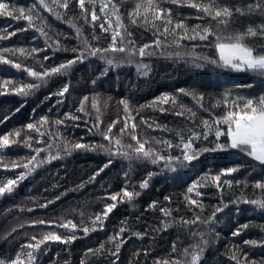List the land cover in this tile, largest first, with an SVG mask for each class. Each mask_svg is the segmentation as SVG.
Returning <instances> with one entry per match:
<instances>
[{"label":"trees","instance_id":"obj_1","mask_svg":"<svg viewBox=\"0 0 264 264\" xmlns=\"http://www.w3.org/2000/svg\"><path fill=\"white\" fill-rule=\"evenodd\" d=\"M6 2L17 7H29L34 0H6ZM113 2L119 5L123 23L132 33L131 38L135 40L137 47L152 44L159 35L161 46L153 45L147 50L154 53L153 55L136 56L132 64L111 69L107 76L97 81L96 85L91 81L99 76L106 65L97 58H90L83 63L73 65L64 75L48 78L44 86L33 90L27 97L15 94L12 91L13 86L19 87L21 84L39 83V81L23 70H17L8 64H0V121H2L0 136L21 130L17 144L0 149V159L8 165V167L0 166V182L15 179L25 171L22 167L12 168L11 162H26L27 158L35 155L36 148L46 149L39 158L47 157L49 151L53 155L59 151L62 157L36 169L19 182L12 194L0 197V256H14L15 252L20 250V246L28 243L33 235L39 238L49 231H57L61 234L68 232L67 229L49 224L33 225L32 221H55L58 225L63 221L72 220L80 226L75 230L78 239L70 245L50 242L46 252L40 255L38 264H66V262L81 264L82 260L85 264H113V262L154 264L156 260H170L175 257L183 259L182 250L200 242L199 236L190 237L189 231L203 232L204 239L208 240L200 264H237V261L231 258L233 255L244 264L245 254L247 261L264 264V246L244 243L246 240L264 241V210L243 203L244 200H256L264 195V190L252 186L257 180L264 181V166L238 150L204 152L198 160L187 167H178L176 172L167 170L161 172L164 167L163 161L152 164L145 160L132 161L129 172V161L121 156H110L103 150H75L71 155L65 154V143L69 148L75 143L108 144L103 140L100 132L93 128L97 123V113L91 106L93 97H97L100 101L102 130H106L109 124L119 119L120 122L113 129V135L119 137V130L124 126L126 116L123 105L119 102L127 99L131 116L135 118L134 122L138 126L136 129L138 137L141 140H149L150 146L161 151L162 154L179 156L181 148L168 149L163 145H157L155 140H169L175 146L179 144L178 132L185 137L190 134L189 130L203 132L201 121L208 120L212 123L213 120L219 119L232 107V101L237 97L253 98L264 94V77L255 73L236 72L207 63L202 68L193 66L196 57H211L218 60L214 36L209 37L207 41L198 38L179 39L183 35L180 29H177L175 34L170 32L167 36L160 35L163 27L160 22H157V27H153L150 22L151 17L147 23L142 18L137 24L130 23L128 13L133 10L138 0H113ZM160 2L163 8L171 9L173 25H170V28L179 22L181 17L185 18V23L188 25L203 26L206 23L205 20L197 19L202 13L187 6L186 3L172 4L170 0H160ZM219 2L230 5L247 4L250 0H219ZM99 3L100 0H97L96 10L101 20L95 25L90 22V17L88 22L85 21L75 0L69 10L58 9L63 19H57L55 15L41 10V15L46 20L44 27L48 33L47 39L33 29L18 31L27 27V22L23 19L15 20L12 17L0 16V34H4L5 29L17 33L9 39H0V49L24 48L29 52L32 48L40 49L41 51L31 53L30 56L19 52L5 53V55L25 67L43 71L45 68L50 69L74 59L79 52H73L71 49L81 48L82 38H87L94 47L107 48L111 43V32H103L99 27L100 23L107 24L103 19L104 14L99 12ZM88 7L91 9L92 5ZM112 19L115 23V18ZM249 22L260 23L261 19L259 16L242 17L224 29L222 34L226 36L236 30H243ZM73 23L82 29V37H77L76 29L71 26ZM213 29L220 31L216 29L215 24ZM94 36L98 39H93ZM57 40L59 45L56 44ZM251 42L249 38V43ZM58 47L68 50L57 51ZM45 56L49 59L45 60ZM196 62L202 61L196 60ZM136 64H147L151 71L147 76H143L138 73ZM5 80L12 82L6 89L2 87ZM65 84L70 86L68 93L63 97L53 95ZM181 88L195 92L197 96L202 94L203 101L198 103L192 95L179 93L178 89ZM166 93L175 95L178 103L157 102L152 107H141L157 101L158 97ZM226 93H228L227 105L224 103ZM85 96L90 99L84 104L85 112H80L78 111L81 107L80 102ZM46 97L49 98L45 99ZM180 104L184 105L183 109ZM212 104H216V108L213 109ZM188 109L195 113V117L190 116ZM180 111H184L185 114L183 116L175 114ZM69 114L80 119H70ZM45 116L48 117V122L41 124V117ZM5 117L8 119H4ZM57 120H63L64 123L56 124ZM142 120L162 127L150 129L142 123ZM29 123L36 124L40 131L27 129L26 125ZM220 127L225 131L227 129V125L221 124ZM29 136L32 138L31 148L26 147L24 143ZM216 142L214 125L208 139L201 137L195 142V147L212 148ZM218 142L226 144L227 137H220ZM129 143L135 145L126 134L123 136V144ZM49 144L52 145L50 150L47 149ZM109 159L113 163L90 182L94 173L103 168ZM237 165H242L239 171L221 177L220 188L211 184L210 177L219 174L222 169ZM125 172H129V176L126 177ZM149 172L161 174L152 178L147 189L141 190L139 184L147 178ZM205 174L209 176V186L198 188L202 195L197 196L195 192L188 194L192 199L202 203L203 210H201L195 205L187 204L184 195L188 186ZM224 180L233 181L231 190L228 185L223 184ZM237 180L246 181L248 187H244L243 184L236 185ZM125 187L129 191L140 192V196L133 202L125 200L117 203V207L104 221L103 228L98 227L96 231H90L85 235L82 227L84 225L91 227V218L101 213L106 204L113 203L108 197L121 193ZM166 196L172 198L170 204L164 200ZM49 201L54 202L49 203ZM153 201H156L158 206L149 208ZM225 204L228 207L224 208L223 212L217 213V223L212 225L219 233V238L215 233L209 234V226L201 223L189 227H171L166 231H154L162 228V221H179L181 217L192 220L196 215H199L201 220H206L216 207H223ZM165 206L172 210L171 217H165L159 211L160 207ZM243 224H249L250 227L240 235L233 236L232 232ZM122 227L127 229L122 234L126 243L121 247L117 259V256L112 255L115 244L109 241V237L114 236ZM13 228L16 229L15 232H12ZM136 232L147 234L141 239L134 235ZM9 233L11 235H8ZM174 241L177 242L176 252L172 251ZM101 243L105 244V248L98 254L86 255L89 248L97 249ZM137 253L139 255H136Z\"/></svg>","mask_w":264,"mask_h":264},{"label":"snow or ice","instance_id":"obj_2","mask_svg":"<svg viewBox=\"0 0 264 264\" xmlns=\"http://www.w3.org/2000/svg\"><path fill=\"white\" fill-rule=\"evenodd\" d=\"M172 4L176 3H186L187 6L197 9L202 15L198 16L197 19L205 20L206 23L201 26L198 24L188 25L185 23V18L181 17L179 22L175 23L171 28L170 25H173V19L171 15V9H165L161 6L160 0H138V2L133 7V10L128 13L130 18V23L137 24L138 21L142 18L146 23L149 22V17H151V24L153 27H157V22H160L163 27V32L160 35L167 36L170 32L172 34L176 33L177 29L182 30L183 35L179 39H199L202 41L209 40V37H215L214 47L218 52V60L211 57H196L193 61V66L196 68H202L207 64H213L217 67L231 69L236 72H252L258 76L264 77V0H250L247 4H222L219 0H170ZM73 0H34V2L29 7H17L15 5L6 2V0H0V16L12 17L15 20L23 19L27 22V27L23 29H18V31H27L33 29L40 34V36L48 38V33L45 31V18L41 15V10L47 13L55 15L57 19H63V15L58 9L69 10L72 5ZM97 0H75V4L81 10L84 19L88 22L90 17V22L95 25V23L101 20V16L97 14L96 10ZM88 5H92L89 9ZM99 12L103 13V19L107 22L100 23L99 27L103 32H111V43L107 48L94 47L92 43L87 38H82L81 43L82 47L77 49L73 48L71 51L79 52L74 59L68 60L64 63H61L50 69L45 68L43 71H35L31 67H25L20 63H16L11 59H8L5 53H17L19 52L22 55L30 56L31 53L41 51L37 48H32L29 52L24 48L19 49H0V64H8L17 70H23L27 72L30 77L36 78L39 83L31 84H21L19 87L13 86L12 91L20 96L27 97L32 94L33 90L39 89L47 83V79L55 75H64L66 74L73 65L78 63H83L90 58H97L104 62L106 65L103 70L100 72L99 76L91 81L93 85H96L97 81L108 75V72L111 69L120 68L125 64H132L134 62L133 58L136 56L144 57L146 55H153L154 53L147 51L153 45L160 47L162 41L160 40L159 35L156 36V39L152 44H143L142 46L137 47L136 42L132 39V33L127 30V26L123 23L122 16L119 12V5L113 2V0H100L99 3ZM259 16L261 19L260 23L249 22L243 30H236L234 33L229 35H223L222 31L226 29L229 25L234 24L237 20L242 17H253ZM115 18V23L113 19ZM69 23H71L69 21ZM213 24H215L216 29L220 30L214 31ZM73 28L76 29L77 37H82V29L77 27L74 23L71 24ZM159 31V29H158ZM191 33V34H190ZM16 31L8 32L4 30V34H0V39H9L12 36H15ZM249 38H251V43H249ZM93 39H98L93 37ZM178 43V41H177ZM56 44L59 45V41H56ZM68 49L57 48V51ZM112 54L111 56L109 54ZM121 54V55H117ZM179 55V53H177ZM45 60L49 57L45 56ZM196 60L202 62L197 63ZM137 71L143 76H147L151 71V68L147 64H136ZM11 81H3L2 87L5 89ZM69 84H65L57 93L53 95H58L63 97L66 93L69 92ZM251 87V85H248ZM179 93L184 95H192L194 99H197L198 103L203 101V95L197 96L195 92H190L186 89H178ZM228 93L225 94L224 103L228 104L227 99ZM46 97L45 99H48ZM90 98L85 96L81 100V107L78 109L80 112H85L84 104ZM157 102L160 103H172L177 104V97L173 94H163L161 97L157 98V101H153L151 104L141 107H152L155 106ZM120 104L123 105L125 111L124 126L119 130V137L113 135V129L120 122L119 119L113 121L108 125L106 130H102L101 126L103 120L100 119V101L97 97L92 98V108L97 113V123L93 125V128L97 129L100 132L104 141H107L108 144H84V143H75L71 145V148L68 147L65 143V154L71 155L72 151L75 150H84V151H96L103 150L105 153H108L110 156H121L125 160L129 161V172L131 171V162L134 160H145L150 161L152 164H157L160 161L164 162V167L161 169V172L167 170L170 172H176L178 167H187L193 161L198 160L204 152H216V151H228L229 149H235L243 153L245 156L250 157L253 161L257 162L259 165L264 166V94H261L259 97L247 98V97H237L232 101V107L226 112L225 115L219 119L213 120L212 123H209L208 120H202L201 124L203 125L204 131L197 132L194 130H189L190 134L185 137L181 132H178L179 144L173 145L169 140H155L157 145H163L168 149L173 147L181 148V155L172 156L171 154L165 155L161 151H158L156 148L151 147V142L149 140H141L136 134L137 124L134 122L135 118L131 116V109L127 99H122ZM216 104H212V108H216ZM180 107L183 109L184 105L180 104ZM201 107L203 104L201 103ZM19 111V109H17ZM164 111V109H161ZM191 117H195V113L191 109L187 110ZM178 116H183L184 111L176 112ZM69 118L73 120L80 119L78 116L69 114ZM4 119H8L5 117ZM2 122V121H0ZM48 122V117H41L40 123L45 124ZM56 124H63V120L55 121ZM142 123L147 125L150 129L161 128V125H154L149 123L146 120H142ZM227 125V129L222 130L220 125ZM215 125V137L217 142L212 148H196L195 142L200 140L201 137L207 140L209 133L213 130ZM165 130H166V126ZM27 129L34 130L39 132L40 129L36 124L29 123L26 125ZM91 131V129H89ZM128 135L132 141L135 142V145L129 143L127 145L123 144V136ZM21 135V130H15L12 133H8L0 136V149L9 148L12 145L17 144L18 138ZM43 135V133H41ZM222 136L227 137V143H220L219 138ZM31 137L29 136L26 141H24L25 146L31 148L30 143ZM52 147L51 144L47 146V149L50 150ZM126 149V150H125ZM46 151L45 148H36L34 149L35 155L26 159V162L18 163L11 162L12 168L22 167L25 171L21 172L19 176L15 179H8L6 182H0V197L5 195L12 194L19 182L26 179L29 175L36 171V169L42 167L45 164L51 163L53 160L61 159L59 151L53 155L49 151L47 157L39 158L42 152ZM113 161L111 159L100 168L94 175L90 178V182L96 179L105 168H108ZM0 166L8 167L7 164L0 159ZM242 165H237L235 167H229L222 169L221 172L215 176L210 177L211 184L215 187H221V177L230 175L234 172L240 170ZM129 172H125L124 175L129 176ZM161 173L149 172L147 178H145L140 184L139 188L141 190L147 189L152 178ZM209 176L205 174L198 178L196 181H193L191 185L188 186L186 193L184 195V200L189 205H195L201 210H203L202 203L198 202L195 199H192L190 193L195 192L197 196L202 195L198 191V188L201 186H209ZM223 184L228 185L229 190H231L233 181L224 180ZM236 185L243 184L244 187H248L246 181H235ZM253 188L264 190V181L257 180L252 185ZM83 187V185H81ZM140 192L129 191L127 187L121 190V193H116L110 195L108 198L113 202L106 204L104 210L101 213L95 214L91 218V227L84 225L82 231L87 235L90 231H96L99 227L103 228L104 221L108 218V215L117 207V203H122L125 200L128 202H133L136 197L140 196ZM59 199V197H57ZM169 204L172 202V198L166 196L164 198ZM54 201H49L53 203ZM243 203L255 205L256 208L264 210V195L260 199L256 200H244ZM157 202L153 201L149 208H156ZM41 207H47V205H41ZM228 207L225 204L223 207H216L212 212L211 216L206 220H201L199 215H196L192 220H186L183 217L179 221H162V228L154 229V231H166L171 227H189L196 225L197 223L206 224L210 228V233H215L216 237L219 238V233L216 232L215 225L217 223V213L224 211V208ZM179 209H177L178 211ZM194 211V209H190ZM159 211L164 214L165 217L172 216V210L165 207H160ZM83 215V214H81ZM33 225L36 224H49L53 226H58L59 228L67 229L66 233H58L57 231H49L44 233L41 237L33 235L30 238V241L24 245L20 246V250L16 251L14 256H0V264H38L40 255L46 252L47 245L50 242H58L65 245H70L78 239L75 234V230L78 229L76 223L72 220H66L58 225L55 221H45L37 220L31 222ZM23 227V225H20ZM249 224H243L237 227L235 231L232 232L233 236H238L242 231L249 228ZM126 228H121L114 236L109 237V241L114 242L115 251L112 255L118 257V253L121 250V247L126 240L123 239L122 234L126 231ZM16 229L13 228L12 232H15ZM147 233H134L138 238H143ZM8 235H11L9 233ZM203 232H193L189 231L190 237L199 236L200 242L189 245L184 248L181 252L183 259L179 257L172 258L170 260H156L154 264H200L201 257L203 256L206 247L208 246V240L204 239ZM247 245L252 246H264V241L257 240H246L244 241ZM43 246V247H42ZM105 248V244L101 243L99 248L87 250V254L96 255L102 249ZM172 251H177V242H173ZM146 254V253H145ZM136 255H139L137 253ZM244 264H255V262H249L246 259ZM233 260L237 261V264H241V261L236 255L231 257ZM67 264V262H66ZM81 264H85L82 260ZM115 264V262H113Z\"/></svg>","mask_w":264,"mask_h":264}]
</instances>
